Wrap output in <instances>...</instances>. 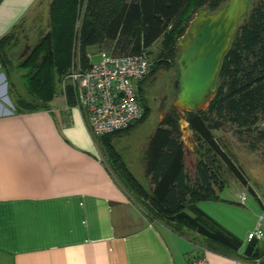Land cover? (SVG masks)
<instances>
[{
	"label": "trees",
	"instance_id": "16d2710c",
	"mask_svg": "<svg viewBox=\"0 0 264 264\" xmlns=\"http://www.w3.org/2000/svg\"><path fill=\"white\" fill-rule=\"evenodd\" d=\"M228 0H85L76 58L86 69L88 49L100 47L112 54L146 53L160 41V50L149 67L148 75L138 84V98L144 115L150 107L142 89L157 70L176 68L180 49L178 40L185 35L193 13L205 10L212 14ZM78 0H52L48 32L30 45L28 56L2 68L10 79L20 80L15 112L49 110L58 86L70 72L73 48V25ZM6 38L0 40L3 46ZM13 71V74H12ZM11 76V77H10ZM66 106L73 107V89L67 86ZM264 115V2L249 3L248 13L239 21L228 50L222 57L215 80V92L206 110L182 111L171 106L148 139L142 160L144 181L140 183L128 169L112 140L129 128L95 138L103 162L109 166L122 189L138 202L146 215L174 233L192 231L204 239V246L218 254L233 257L241 248L240 239L197 208L201 201H215L224 183L216 170L221 161L227 171L243 186L247 180L231 158L219 147L212 132L231 122L238 129L254 126ZM183 119L197 144L194 173L190 176L184 163L179 121ZM264 137V135H263ZM251 190V189H250ZM252 191V190H251ZM254 240L245 248L244 257H257Z\"/></svg>",
	"mask_w": 264,
	"mask_h": 264
},
{
	"label": "crops",
	"instance_id": "0c3cea01",
	"mask_svg": "<svg viewBox=\"0 0 264 264\" xmlns=\"http://www.w3.org/2000/svg\"><path fill=\"white\" fill-rule=\"evenodd\" d=\"M41 1H0V61ZM63 101L0 117V264H264V238L257 257H244L247 237L228 257L149 218L100 158L83 113Z\"/></svg>",
	"mask_w": 264,
	"mask_h": 264
},
{
	"label": "rangeland",
	"instance_id": "374dc122",
	"mask_svg": "<svg viewBox=\"0 0 264 264\" xmlns=\"http://www.w3.org/2000/svg\"><path fill=\"white\" fill-rule=\"evenodd\" d=\"M260 1L264 2V0H250V3L256 5ZM51 2L52 0H42L41 3L34 8L26 21L24 33L19 36L18 47L16 46V48H14L13 53H4L3 59L5 63L8 64V68L11 67L13 63L18 62V60H22L19 59V55L24 50L26 51V58L30 52V45L40 40L48 32L50 28L49 7ZM85 6V0H78L76 17L73 25L72 63L69 71L78 63L76 49L80 37L82 15L85 11ZM195 16L196 13H193L192 20ZM26 44L28 48H25ZM159 50L160 41H157L145 53L149 60V67L152 61L157 57ZM100 51V47L89 48L88 55L91 57L90 61H98V54ZM175 69L176 68L168 71L157 70L154 77H148L144 83H142V89L146 92L145 97L150 107V115L143 123L138 122L132 128L125 131V133H122L124 136L116 137V142L113 139L114 147L118 148L117 151L121 154L122 158L128 162L129 169L142 184H144L145 181L141 161L142 151L140 147H142L144 143L146 144L156 126L163 120L167 110L173 106L172 79L173 74H175ZM4 73L7 80V96L10 98V101L12 100L14 102L18 98L19 93L21 97H26L20 88L21 83L18 77L12 75L9 79L6 71H4ZM62 82L63 80L59 83L58 92L55 97L61 98V102L64 104L63 99H65L66 102V90L63 92ZM67 86L73 89L72 85L68 83L65 84L64 88L66 89ZM212 98L213 95L202 110L208 108ZM179 112L182 114V111ZM185 123L186 122L181 118L179 121L180 139L183 144L184 154L186 153L185 150L189 152V155L186 154L185 167L188 174L192 176L194 166L190 164V158L193 159L194 157L196 160L197 153L195 150L197 149V144L193 139L192 132ZM212 134L223 152H225L241 170L243 176L247 180V186L241 185L227 171L224 164L218 161L216 163V170L220 175V180L224 183V188L221 192H217V200L201 201L197 203V208L242 241L247 237L248 232H253L255 230L259 223L264 233V115H261L259 121L249 129H238L235 125L231 124V122H225L221 129L213 131ZM243 195L245 199L241 201V196ZM181 232L183 236L194 237L197 235L192 231L183 230ZM197 236L203 239L199 235Z\"/></svg>",
	"mask_w": 264,
	"mask_h": 264
},
{
	"label": "built area",
	"instance_id": "2783aa9c",
	"mask_svg": "<svg viewBox=\"0 0 264 264\" xmlns=\"http://www.w3.org/2000/svg\"><path fill=\"white\" fill-rule=\"evenodd\" d=\"M98 57L99 60L91 61L86 69L78 62L62 82L63 92L66 83L72 85L73 108L83 113L93 139L123 131L142 119L144 110L137 89L149 73L150 65L145 53L117 55L100 51ZM14 112V105L7 96V80L0 61V117ZM244 199V195L241 196V201ZM263 238L260 223L247 235V241ZM186 264L209 262L199 258ZM253 264H259L258 260Z\"/></svg>",
	"mask_w": 264,
	"mask_h": 264
},
{
	"label": "water",
	"instance_id": "95a60500",
	"mask_svg": "<svg viewBox=\"0 0 264 264\" xmlns=\"http://www.w3.org/2000/svg\"><path fill=\"white\" fill-rule=\"evenodd\" d=\"M249 3L250 0H228L215 13L197 12L185 35L177 42L180 52L172 79L175 109L196 111L205 108L215 92L222 57L240 19L247 15ZM25 53L24 50L20 58H25Z\"/></svg>",
	"mask_w": 264,
	"mask_h": 264
},
{
	"label": "flooded vegetation",
	"instance_id": "af4514ba",
	"mask_svg": "<svg viewBox=\"0 0 264 264\" xmlns=\"http://www.w3.org/2000/svg\"><path fill=\"white\" fill-rule=\"evenodd\" d=\"M161 103H162V100H161Z\"/></svg>",
	"mask_w": 264,
	"mask_h": 264
}]
</instances>
